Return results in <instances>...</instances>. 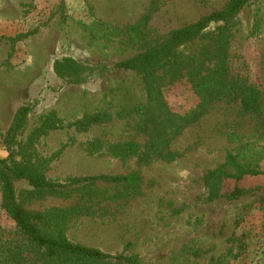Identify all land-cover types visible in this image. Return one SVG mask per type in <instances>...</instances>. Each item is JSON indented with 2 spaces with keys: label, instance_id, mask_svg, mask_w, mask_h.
<instances>
[{
  "label": "rangeland",
  "instance_id": "obj_1",
  "mask_svg": "<svg viewBox=\"0 0 264 264\" xmlns=\"http://www.w3.org/2000/svg\"><path fill=\"white\" fill-rule=\"evenodd\" d=\"M229 1L0 0V158L45 161L46 179L67 185L38 190L16 180L17 201L26 210H71L70 240L135 256L137 264H212L229 248L237 257L228 264H264V175L239 180L245 191L234 200L224 196L236 184L233 179H225L213 196L204 180L243 144L264 148V116L242 109L233 95L220 97L156 152L137 128L146 103L143 73L115 67ZM97 19L115 34L105 35L104 27L93 24ZM220 43L232 81L262 82L264 0H250L231 18L209 23L152 67L154 84L174 111L197 103L192 84L217 64ZM65 58L81 64L77 76L54 71L55 61ZM23 105L29 112L9 149L5 133ZM95 115L106 119L77 126ZM128 141L138 145L135 154L109 152ZM260 167L264 172V159ZM98 174H136L139 181L69 183ZM0 235L30 264H44L42 252L1 207V192Z\"/></svg>",
  "mask_w": 264,
  "mask_h": 264
},
{
  "label": "trees",
  "instance_id": "obj_2",
  "mask_svg": "<svg viewBox=\"0 0 264 264\" xmlns=\"http://www.w3.org/2000/svg\"><path fill=\"white\" fill-rule=\"evenodd\" d=\"M250 0H230L223 8L204 15L199 20L187 24L175 31L170 39L133 57L115 63V67L124 70H139L143 73V84L146 103L140 112L137 128L143 132L149 145L159 152L168 147L170 141L187 125L196 122L214 100L233 95L242 109L255 111L264 116V80L260 83L245 80L232 81L227 75L222 43L219 44V61L211 72L203 79L192 84L197 103L179 113L169 107L162 91L156 88L152 67L168 58L182 43L201 33L209 23L224 21L234 16ZM96 27H104V34L113 36L115 29L109 24L95 20ZM133 34L134 27H129ZM119 33V31H118ZM82 70L80 63L72 58L55 61L54 71L60 76H77ZM29 107L23 105L17 109L13 120L5 133L4 144L11 149L17 135L24 127ZM104 116L86 117L77 122L79 128H87L92 124L104 121ZM53 128V126H50ZM138 145L133 141L114 144L109 152L115 156L126 157L137 152ZM264 159V148L251 149L248 143L243 144L235 152L225 155L223 162L204 176L209 194L219 195L221 184L225 179H233L236 184L225 193V197L234 200L243 195L245 189L237 184L246 175H264L260 162ZM45 161L34 162L27 159L20 161L0 158V192L1 207L14 222L18 233L31 245L39 249L45 260L44 264H73L79 261L102 262L115 260L126 264H137L135 256H127L123 252L111 254L100 249L73 242L67 236V228L72 211L64 208H50L44 211L26 210L16 199L14 181L25 180L38 190H54L66 184L49 181L44 175ZM97 180L111 183L136 184V174L127 175H92L74 178L70 184L91 183ZM237 257L229 248L219 255L212 264H228L230 259ZM0 264H30L20 250L2 239L0 235Z\"/></svg>",
  "mask_w": 264,
  "mask_h": 264
}]
</instances>
